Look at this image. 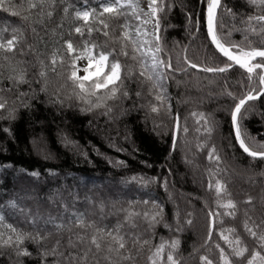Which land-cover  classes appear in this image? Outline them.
I'll use <instances>...</instances> for the list:
<instances>
[{
	"label": "trees",
	"instance_id": "1",
	"mask_svg": "<svg viewBox=\"0 0 264 264\" xmlns=\"http://www.w3.org/2000/svg\"><path fill=\"white\" fill-rule=\"evenodd\" d=\"M5 2L23 5L24 8L18 10L22 15L27 14L29 0ZM53 2L52 16L45 15L42 24H35V33L20 16L0 9V40L6 42L13 34L26 38V42L14 48L12 53L0 50V64L8 65L10 60L13 65L26 68L27 78L32 81L31 89L37 92V98L29 101L30 109L19 108L17 118L11 122L0 120V217H3L0 232L7 234L9 224L22 231L50 232L52 235L41 247L50 248L54 240L60 238L67 255L68 251L78 252L87 246L68 249L69 226L73 233L86 231L90 235L93 230L75 227L76 214H82L96 227L115 229L119 224L121 233L126 236L139 232L142 239L152 241L153 247L165 240L178 239L180 243L174 253L177 264H202L201 255L221 264L215 243H219L226 253L232 251L220 238L221 231L233 241L240 236V246L247 248L242 257L229 255L231 264H247L253 249L264 255V248L257 239L264 233V159L249 158L235 143L230 115L234 101L228 95L234 93L242 97L246 94L249 75L253 88L258 90L259 75L264 73V68H256L251 74L237 67L224 73H208L201 69L170 72L163 81V101L156 100L145 84L143 96L137 101L145 106L133 108L132 100L125 101L123 108L126 111L119 115L120 106H117L113 119L104 114L103 108L92 112L79 111L78 101L72 102L73 107L54 105L49 102L48 95L39 91L38 59L49 66L47 80L51 93L63 83V75L58 74L64 72L61 57L67 54L65 40H71L81 50L86 44L108 47L113 42V35L119 37L123 30L135 40L131 34L135 21L128 7L121 6L119 16L103 12L101 5L115 3V0ZM166 2L172 6L158 13L165 47L162 58L167 61L170 53L174 68L185 67L186 47L189 59L194 62L207 66L222 65L226 60L213 49L205 30L207 0ZM226 9H231L232 13ZM77 11H88L89 20L85 22L77 17ZM218 14L223 24L222 35L228 34L235 26L242 31H231L232 41L264 47V35L260 34L264 22L252 20L250 27L241 23L248 16L264 14L259 0L255 6L249 0H222ZM101 18L109 24L107 37L100 24ZM197 21H200L198 25ZM77 26L82 28V34L74 31ZM89 27L93 28L91 33ZM13 29H16L15 33ZM242 36L247 40H242ZM29 44L32 49L27 47ZM128 51L131 52L130 42ZM54 52L57 56L55 71L52 70ZM5 55L8 60L4 59ZM19 61L25 63L18 65ZM256 63H264V59ZM128 85L135 99V79ZM0 86L7 89L9 83L4 80ZM19 89L22 92L31 90L28 83L20 85ZM62 91L66 93L68 88ZM4 94L9 104L19 102L14 88ZM151 104L157 106L156 112L151 111ZM242 111L245 113L242 122L250 136L257 141L264 140V93L245 104ZM177 117L179 129L173 147L172 130L176 128ZM204 117L214 122L210 133L204 131ZM5 127L11 128V134L4 131ZM185 127L187 132L183 130ZM65 138L71 143H66ZM213 147L219 161L209 159V149ZM116 161L124 163L117 165ZM33 172L39 175H31ZM141 175L156 177L159 183L152 181L145 185L139 179H132ZM217 180L222 182L225 192L216 193ZM165 181L166 187L163 186ZM229 199L235 202L234 209L223 206ZM153 200L162 205L164 211L161 222L149 229L143 213L155 211L151 204ZM210 211L218 214L211 218V241L214 243L205 245ZM229 212L234 214L229 215ZM129 214L136 228L124 220ZM49 217H55L56 221L63 219L66 227L59 237L52 223L44 226ZM33 219L36 220L35 226L31 222ZM188 219L191 223H186ZM165 223L171 225V229L165 227ZM246 223L248 228L257 232V238L246 229ZM128 239L131 247L132 237ZM24 247L32 255L20 258V264H41L37 244L27 240ZM133 251L135 264H150L148 246L138 254ZM0 252V264H17L12 248L4 247ZM45 259L51 264L54 257ZM97 259L100 264H106L102 254H97ZM162 259L167 264V247ZM89 264H96V261L90 257Z\"/></svg>",
	"mask_w": 264,
	"mask_h": 264
},
{
	"label": "snow or ice",
	"instance_id": "2",
	"mask_svg": "<svg viewBox=\"0 0 264 264\" xmlns=\"http://www.w3.org/2000/svg\"><path fill=\"white\" fill-rule=\"evenodd\" d=\"M252 5H257L258 0H249ZM259 4L264 9V0H259ZM121 5H129L134 9L138 6L135 5L132 0H115L112 4H102L101 8L105 13H111L115 16H119ZM172 5H169L166 0H149V11L144 13L145 17H153L154 28L152 32L147 30L141 31V25H137V36L140 37L139 41L133 40L128 34L127 30L120 32L119 37L113 35V42L108 47H101L99 45L86 44L81 50L79 45L73 44L71 40H65L67 45V54L61 57L62 67H64L63 83L59 88L55 89L51 93L48 90L47 71L48 65L43 60L38 59L40 65V71L36 74L37 81L40 82V92H44L49 96V102L61 107L67 106L73 107V101H78L79 111L92 112L93 110L103 108L104 114L109 119H113L116 107L120 106L119 115H123L126 109L123 108L125 101L132 100L131 107L142 108L145 105L138 104L137 101L143 96V86L148 85V92L155 96L158 101H163L165 97L162 95L164 91L163 81L167 78L170 72L180 71L184 72L189 69H201L208 73H224L228 69L233 67V63L239 65L241 68L247 70L249 74L256 68H264V63H250L255 57L264 58V47H253L250 45L245 46L241 42L232 41L230 39L231 31H242L240 28L230 30L228 34H221L220 29L223 27L221 18L218 14V8L221 6V0H207V7L205 10V22L207 27V34L211 40V45L226 57L222 65L207 66L202 63H196L189 59L185 47V55L183 57V64L185 67H173L171 63V54L166 61L162 58V53L165 51L163 45V38L160 35L161 29V17L158 13H163L169 9ZM18 8L23 9L24 6H16L6 3L5 0H0V9L11 12L12 15L20 16L21 20L28 23L35 33V24H42L44 17L47 15L49 18L52 16L55 9L53 0H29L26 6V15H22ZM230 14L231 9H226ZM67 12V8H65ZM77 17L83 18L85 22L89 20L88 11H77L75 13ZM36 18L33 19L32 17ZM137 20H141L139 14L136 15ZM256 20L258 22H264V14L257 16H248L247 20H242L241 23L251 26L250 22ZM149 19L142 21L143 25L148 24ZM197 25L200 21L196 22ZM100 24L104 26V35L109 36L107 29L109 24L103 19H100ZM124 27V26H122ZM246 30V29H244ZM256 31V29H252ZM75 32L82 34V28L77 26L74 29ZM93 28L89 27L88 32L91 33ZM16 32V29H13ZM260 34L264 35V26L260 29ZM154 37V40H153ZM242 40H247L246 36H242ZM26 38H22L21 35L13 34L6 42L0 40V50L6 53H12L14 48H17L21 43H25ZM129 42L131 44V52L128 51ZM107 44V42H106ZM29 49H32V45H27ZM21 52L23 49L21 48ZM78 53V54H73ZM122 57L124 59H122ZM86 58L88 65L91 67L84 68V75L79 76L77 74L76 61L78 59ZM5 60H8V56L5 55ZM57 59L56 53L52 55V70L55 71V61ZM131 60L132 63H128ZM231 62V63H230ZM24 61L17 62L18 65L24 64ZM138 73V74H137ZM135 79L137 83V90L135 92V99L133 98V92L129 88L128 82ZM7 80L9 87L5 89L0 86V120L13 121L17 118L18 109L25 108L30 109L32 107L29 102L31 99L37 98V92L35 89H31L32 81L27 78V69L24 67H18L13 65L9 60L8 65L0 64V83ZM252 76L249 75V86L246 94L242 97H237L234 93H228L233 97L234 106L230 109L231 126L235 136V143L239 145V148L247 155L253 158H264V140L257 141L254 137H251L247 129L243 124L245 113L242 111V107L245 106L246 101L255 100L256 97L264 93V73L259 75V87L258 90L252 86ZM28 83L30 91L22 92L19 86ZM16 90L18 103L9 104L5 92ZM68 88V91L64 93L62 90ZM54 97V99H53ZM151 111L156 112L157 106L151 104ZM204 114H201L203 117ZM205 128L204 131L211 132L214 126V122H210L207 117H204ZM179 129V118L177 117V128L172 130L173 147L175 146L177 134ZM187 132V128L183 129ZM4 131L11 134V128L5 127ZM250 141H253L250 143ZM66 143H71L65 138ZM202 146V145H200ZM209 159L219 161L220 157L216 154V150L213 147L209 149ZM111 162V161H110ZM123 161H116L117 165L123 164ZM51 171V170H50ZM31 175L38 176V172H33ZM133 180L139 179V181L145 185L152 181L159 183L156 177H144L133 176ZM163 186H167V182ZM211 187V185H210ZM226 189L220 180L216 181V193L225 192ZM251 200V197H248ZM219 203V198L217 200ZM9 203H13L9 201ZM147 205L148 201H144ZM154 212L143 213V218L147 221L148 228L152 229L155 224L160 223L163 218V206L159 205L155 200L151 201ZM228 208H235V202L231 199L227 200L223 205ZM229 215L234 213L229 212ZM139 215V213H137ZM190 216V214H188ZM215 212H209V225H208V238L205 240V245L214 243L211 241L213 235L212 217L217 216ZM178 216V213H177ZM131 214L125 215L124 220L127 221L133 228L137 225L130 218ZM3 217H0L2 220ZM32 224L35 226L36 220L33 219ZM48 223L53 224L55 233H62L66 227L63 219L56 221L55 217H49L45 221L46 226ZM186 223H191V220H186ZM68 224L71 225L72 221L69 219ZM177 230L179 231V221H177ZM75 227L79 229H93L89 235L86 231L72 232V228L69 226L68 231L70 233L66 244L68 249H75L79 245H87L85 248H81L80 251H68L65 255L62 248V241L60 238H56L51 247H41L42 243L49 239L52 233L37 230L35 232L22 231L13 225H7L9 232L6 234L0 232V249L4 247H10L13 250V255L17 258V264H20V258L24 256H30L32 253L24 247V243L27 240H31L37 244L39 248L38 255L41 257V264H48L45 259L48 256L54 257L51 264H89V258L91 257L96 261V264H100V260L97 259V254H102L106 264H128L132 262L135 264V253L138 254L144 246L149 247L150 255L148 260L150 264H165L162 259V255L167 247V264H177L175 258V250L179 245V240L173 238L171 241H162L153 247L150 239H142L139 232L128 233L127 236L121 233L120 225L118 224L115 229H105L96 227L95 223L90 220H85L82 214H76ZM165 227L171 229V225L165 223ZM246 229L251 233L254 238H257V232L245 225ZM231 231V230H229ZM129 237L131 239V247H129ZM220 238L225 241L231 253H226L225 249L220 246L219 243H215V248L219 250V261L221 264H231L229 255H235L236 257H242L247 251L246 247H241V238L236 236L233 241L228 236L224 235L223 231L220 232ZM258 243L261 248H264V233L258 236ZM2 254V252H0ZM200 260L202 264H215L207 255H201ZM247 264H264V255L260 251L253 249L250 257L247 259Z\"/></svg>",
	"mask_w": 264,
	"mask_h": 264
},
{
	"label": "rangeland",
	"instance_id": "3",
	"mask_svg": "<svg viewBox=\"0 0 264 264\" xmlns=\"http://www.w3.org/2000/svg\"><path fill=\"white\" fill-rule=\"evenodd\" d=\"M132 2L138 6L137 9H134L133 7L129 5H121L124 7L130 8V13L134 16V24L132 25L131 28V34L134 36L135 40L139 41L140 37L137 36V25H141V31L147 30L148 32H152L154 28V20L155 18L153 17H145L144 13H147L149 11L148 5H149V0H132ZM139 14L141 16V20L136 19V15ZM144 19H149L152 22H149L146 25L142 24V21ZM154 40V37H153ZM77 74L79 76L84 75V68L85 67H91L88 65L87 59H81L80 61L77 62Z\"/></svg>",
	"mask_w": 264,
	"mask_h": 264
},
{
	"label": "water",
	"instance_id": "4",
	"mask_svg": "<svg viewBox=\"0 0 264 264\" xmlns=\"http://www.w3.org/2000/svg\"><path fill=\"white\" fill-rule=\"evenodd\" d=\"M222 1V0H221ZM220 8V7H219ZM219 8H218V11H219ZM205 30H206V34H207V27H206V22H205ZM207 37H208V34H207ZM208 40H209V42H210V44H211V40H210V38L208 37ZM212 46V45H211ZM213 47V49L222 57V58H224L225 60H227V58L226 57H223L222 56V54H220L215 48H214V46H212ZM260 59H264V58H261V57H255L252 61H250V63H255V62H257L258 60H260ZM231 63V62H230ZM233 67H237V68H241L239 65H236V64H234L233 63ZM244 69V68H243ZM263 93H261L260 94V96L262 95ZM260 96H258V97H256V99L255 100H257ZM253 101V100H252ZM248 102H250V101H246V104L248 103ZM244 107V106H243ZM242 107V108H243ZM176 128H177V122H176ZM175 128V129H176ZM234 133V132H233ZM234 138H235V136H234ZM238 145V144H237ZM238 147H239V145H238ZM240 149V148H239ZM241 150V149H240ZM242 151V150H241ZM242 153L243 154H245L246 156H248L249 158H252V159H264V158H260V157H257V158H253V157H251V156H249V155H247L246 153H244L243 151H242Z\"/></svg>",
	"mask_w": 264,
	"mask_h": 264
}]
</instances>
